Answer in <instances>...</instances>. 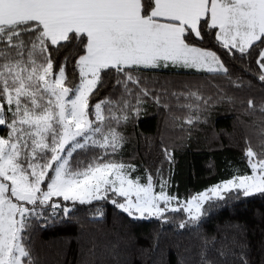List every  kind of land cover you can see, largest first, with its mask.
<instances>
[{"label":"snow or ice","instance_id":"6c2138e0","mask_svg":"<svg viewBox=\"0 0 264 264\" xmlns=\"http://www.w3.org/2000/svg\"><path fill=\"white\" fill-rule=\"evenodd\" d=\"M212 37L231 58L251 60L256 53L264 85V0H0V126L8 129L0 136V264H40L31 245L33 221L56 223L60 212L70 219L76 204L108 201L133 219L165 222L168 213L183 212V229L201 219L207 203L232 193L264 196V152L251 145L244 152L250 173L237 170L185 199L168 191L164 161L142 178L133 177L135 165L114 159L127 110L138 117L144 97L161 103L140 87L142 73L182 68L230 79L221 55L205 46ZM69 45L71 55L57 63ZM78 52L70 80L68 65ZM113 74L128 95L129 82L140 87L135 105L125 100L119 114L111 97L90 103ZM173 95L197 101L182 106L189 126L200 119L199 102L207 108L212 100L199 91ZM89 148L101 154L73 166L74 154ZM164 158L171 174L175 160L167 148ZM201 264L210 262L202 256ZM241 264H247L243 255Z\"/></svg>","mask_w":264,"mask_h":264},{"label":"trees","instance_id":"16d2710c","mask_svg":"<svg viewBox=\"0 0 264 264\" xmlns=\"http://www.w3.org/2000/svg\"><path fill=\"white\" fill-rule=\"evenodd\" d=\"M205 46L221 55L230 79L182 68L147 70L142 73L140 87H147L152 96L159 95L161 103L144 97L139 116L129 108L128 122L118 127L125 139L114 159L135 165L133 177L142 178L146 177L145 169L155 175L164 161L168 191L180 199L231 178L237 170L250 173L244 156L249 145L257 153L264 152V112L260 111L264 85L258 80L257 54L251 60L238 53L231 58L215 44L214 37ZM72 51L71 45L65 48L57 63ZM79 54L71 56L70 80ZM106 80V87L91 104L111 97L117 114L125 100L135 105L140 87L129 82L132 93L128 95L122 85H116L115 74ZM231 81H238L240 86ZM189 90L212 98L207 108L199 102L200 119L191 126L183 122L189 110L182 106L197 101L173 95ZM249 99L254 101L253 108L248 106ZM7 131L0 126V136L6 137ZM165 148L175 160L171 174ZM100 154L99 148L78 150L72 157L73 166ZM68 206L72 207L70 203ZM204 207L205 214L197 223L181 229L177 223L187 219L183 212L168 213L165 222L133 219L108 201L76 204L70 219L60 212L56 223L33 221L31 245L40 264H201L202 256L210 264H241L242 255L247 264H264V196L237 197L232 193L226 200ZM98 209L103 216L97 215Z\"/></svg>","mask_w":264,"mask_h":264},{"label":"rangeland","instance_id":"374dc122","mask_svg":"<svg viewBox=\"0 0 264 264\" xmlns=\"http://www.w3.org/2000/svg\"><path fill=\"white\" fill-rule=\"evenodd\" d=\"M186 218H187V217H186ZM179 224H180V222L177 223L178 227H179Z\"/></svg>","mask_w":264,"mask_h":264}]
</instances>
